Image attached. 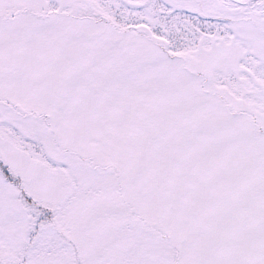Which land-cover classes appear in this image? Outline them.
<instances>
[{"label":"snow or ice","instance_id":"snow-or-ice-1","mask_svg":"<svg viewBox=\"0 0 264 264\" xmlns=\"http://www.w3.org/2000/svg\"><path fill=\"white\" fill-rule=\"evenodd\" d=\"M0 264H264V0H0Z\"/></svg>","mask_w":264,"mask_h":264}]
</instances>
